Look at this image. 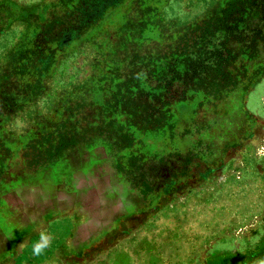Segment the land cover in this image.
<instances>
[{
  "label": "rangeland",
  "instance_id": "obj_1",
  "mask_svg": "<svg viewBox=\"0 0 264 264\" xmlns=\"http://www.w3.org/2000/svg\"><path fill=\"white\" fill-rule=\"evenodd\" d=\"M261 149L264 0H0V264H259Z\"/></svg>",
  "mask_w": 264,
  "mask_h": 264
},
{
  "label": "clouds",
  "instance_id": "obj_2",
  "mask_svg": "<svg viewBox=\"0 0 264 264\" xmlns=\"http://www.w3.org/2000/svg\"><path fill=\"white\" fill-rule=\"evenodd\" d=\"M261 154H264V149H261ZM51 243L50 236L45 233H41L40 241L33 247V254L39 256ZM23 245H21L22 247ZM259 264H264V260H261Z\"/></svg>",
  "mask_w": 264,
  "mask_h": 264
}]
</instances>
